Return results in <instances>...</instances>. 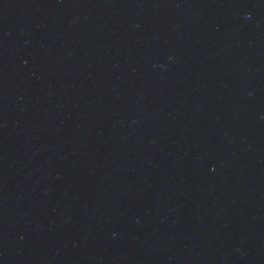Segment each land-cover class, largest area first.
<instances>
[{"label":"water","instance_id":"water-1","mask_svg":"<svg viewBox=\"0 0 264 264\" xmlns=\"http://www.w3.org/2000/svg\"><path fill=\"white\" fill-rule=\"evenodd\" d=\"M0 264H264V44L0 0Z\"/></svg>","mask_w":264,"mask_h":264}]
</instances>
